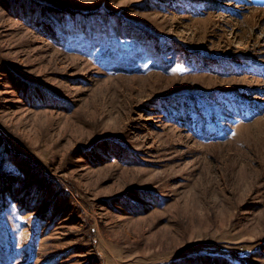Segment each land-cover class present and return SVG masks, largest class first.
I'll return each mask as SVG.
<instances>
[{"label": "rangeland", "instance_id": "374dc122", "mask_svg": "<svg viewBox=\"0 0 264 264\" xmlns=\"http://www.w3.org/2000/svg\"><path fill=\"white\" fill-rule=\"evenodd\" d=\"M0 264H264V0H0Z\"/></svg>", "mask_w": 264, "mask_h": 264}, {"label": "trees", "instance_id": "16d2710c", "mask_svg": "<svg viewBox=\"0 0 264 264\" xmlns=\"http://www.w3.org/2000/svg\"><path fill=\"white\" fill-rule=\"evenodd\" d=\"M0 139H1V140H4V139H5V137L3 136V134H2L1 131H0Z\"/></svg>", "mask_w": 264, "mask_h": 264}]
</instances>
